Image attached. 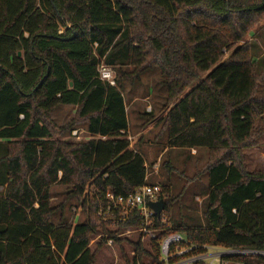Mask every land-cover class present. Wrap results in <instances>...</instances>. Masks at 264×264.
Segmentation results:
<instances>
[{
    "label": "trees",
    "instance_id": "obj_1",
    "mask_svg": "<svg viewBox=\"0 0 264 264\" xmlns=\"http://www.w3.org/2000/svg\"><path fill=\"white\" fill-rule=\"evenodd\" d=\"M262 20L264 0H0V264H96L108 238L124 264H154L159 240L172 233L264 252V169L250 171L243 157L264 132L256 126L264 56L247 39ZM102 62L114 69L115 86L100 78ZM155 66L172 104L161 128L168 150H205L209 162L206 183L192 194L205 195L202 215L186 196L196 182L175 195L163 185L158 239L142 244L139 233L117 236L140 228L139 216L114 230L98 212L108 191L128 196L147 183L146 161L127 136L123 83ZM60 105L75 106V122L93 138L61 140L50 118ZM55 184L68 188L84 222L63 213L54 222ZM237 258L264 264V255Z\"/></svg>",
    "mask_w": 264,
    "mask_h": 264
},
{
    "label": "rangeland",
    "instance_id": "obj_2",
    "mask_svg": "<svg viewBox=\"0 0 264 264\" xmlns=\"http://www.w3.org/2000/svg\"><path fill=\"white\" fill-rule=\"evenodd\" d=\"M263 23L264 20L247 36V39L256 43L258 57L264 56V28H259L264 25ZM254 32L256 34H253ZM123 87L129 122L127 136L133 148L139 151L146 161L148 182L158 183L161 186L170 184V195H175L183 190L185 185L189 187L191 182H196L191 184L193 186L189 187L186 196L192 198V202L196 203L198 207L196 213L201 216L202 201L205 195L192 194L198 192L207 181L202 169L209 162L208 155L205 150L200 152L196 149L168 150L167 139L161 128L162 119L172 104L167 105V87L163 83L160 68L155 66L146 71L142 74L141 79L134 83L125 81ZM50 118L55 126L62 129L61 140L79 142L93 138L88 132L85 122H75V106L60 105L50 112ZM256 126L264 128V116L261 120L256 121ZM243 157L245 166L250 171L264 169V132L258 139L257 145L244 147ZM166 161L172 167L169 171L164 168ZM196 172L202 174L198 176L201 178L198 181H192ZM189 182L190 184H187ZM51 192L52 203L58 207L53 218L55 223H58L61 213L69 223L85 221L86 214L77 207V200L68 195V188L65 185L55 184L51 187ZM110 227L114 229L116 226L110 224ZM136 236L138 237L136 232L123 235L128 238ZM99 238L100 236H97L91 240L92 249H96V242ZM142 244H146V242ZM124 245L127 252L132 255L133 251L130 250L127 242H124ZM96 264H124L118 244L116 243L114 246L103 244L98 249Z\"/></svg>",
    "mask_w": 264,
    "mask_h": 264
},
{
    "label": "built area",
    "instance_id": "obj_3",
    "mask_svg": "<svg viewBox=\"0 0 264 264\" xmlns=\"http://www.w3.org/2000/svg\"><path fill=\"white\" fill-rule=\"evenodd\" d=\"M99 74L102 80L113 86L116 85L115 71L112 67L102 62L99 65ZM146 181V184L128 196H118L111 191L106 193L105 204L98 212L103 222L113 224L116 226L114 228H118L133 216H139L142 221L140 228L135 230L133 227H127L117 234L118 237L136 232L140 234L141 243L158 239L154 221L156 215L149 204L161 199L163 188L158 183H149L148 173ZM107 244L114 246L116 241L114 238H108ZM159 253V261L154 264H246L237 256L264 255L263 251H243L222 246L190 244L180 233H172L160 239ZM131 254L135 256L136 253L133 251ZM147 264H153V262L148 261Z\"/></svg>",
    "mask_w": 264,
    "mask_h": 264
},
{
    "label": "water",
    "instance_id": "obj_4",
    "mask_svg": "<svg viewBox=\"0 0 264 264\" xmlns=\"http://www.w3.org/2000/svg\"><path fill=\"white\" fill-rule=\"evenodd\" d=\"M71 85H72V83H71ZM149 205L157 217H160L162 215V212L165 209V202L163 199H160L156 202H151Z\"/></svg>",
    "mask_w": 264,
    "mask_h": 264
}]
</instances>
